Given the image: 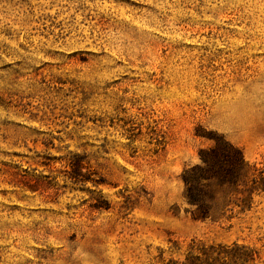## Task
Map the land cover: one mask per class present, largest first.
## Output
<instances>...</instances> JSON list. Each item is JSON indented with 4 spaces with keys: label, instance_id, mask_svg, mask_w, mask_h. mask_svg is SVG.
<instances>
[{
    "label": "rangeland",
    "instance_id": "1",
    "mask_svg": "<svg viewBox=\"0 0 264 264\" xmlns=\"http://www.w3.org/2000/svg\"><path fill=\"white\" fill-rule=\"evenodd\" d=\"M221 137L248 171L203 217L182 175ZM262 169L264 0H0V264L181 263L193 239L264 264Z\"/></svg>",
    "mask_w": 264,
    "mask_h": 264
},
{
    "label": "trees",
    "instance_id": "2",
    "mask_svg": "<svg viewBox=\"0 0 264 264\" xmlns=\"http://www.w3.org/2000/svg\"><path fill=\"white\" fill-rule=\"evenodd\" d=\"M199 154L201 163L184 169L182 177L187 200L196 204L198 211L206 217L209 216L210 207L205 199L211 196V186L237 185L240 177L246 175L248 163L242 149L225 137L215 138L214 145L202 149ZM70 164L75 181L88 180L86 174L82 172L80 162L71 161ZM260 173H264V169L260 170ZM253 183L243 200L251 199L254 190L264 191V176H260L259 179L253 178ZM190 253L195 255L186 257L181 263L170 260L168 264H257L260 258L258 250L236 241L231 245L222 243L206 245L196 243L193 239Z\"/></svg>",
    "mask_w": 264,
    "mask_h": 264
}]
</instances>
